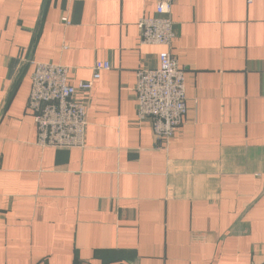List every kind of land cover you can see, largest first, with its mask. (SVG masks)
Listing matches in <instances>:
<instances>
[{"label": "crops", "instance_id": "crops-1", "mask_svg": "<svg viewBox=\"0 0 264 264\" xmlns=\"http://www.w3.org/2000/svg\"><path fill=\"white\" fill-rule=\"evenodd\" d=\"M154 0H0V264H264V0H175L186 113L137 115ZM66 17L68 22L62 20ZM37 62L88 80L82 147L36 144Z\"/></svg>", "mask_w": 264, "mask_h": 264}, {"label": "built area", "instance_id": "built-area-1", "mask_svg": "<svg viewBox=\"0 0 264 264\" xmlns=\"http://www.w3.org/2000/svg\"><path fill=\"white\" fill-rule=\"evenodd\" d=\"M156 14L142 17L137 25L143 42L166 46L158 53V66L138 69L134 86L137 115L150 119L157 139H168L186 113L184 69L179 66L169 46L173 38L167 16L175 0H154ZM250 1V0H248ZM63 21L68 22L66 17ZM108 62L95 65L88 80L68 82L67 68L60 64L37 62L31 74L27 108L36 126V144L51 147H82L86 128V107L76 100L78 91L88 94L100 71Z\"/></svg>", "mask_w": 264, "mask_h": 264}]
</instances>
